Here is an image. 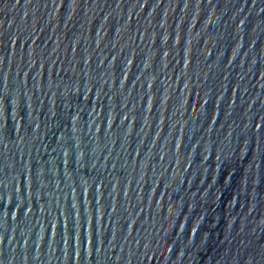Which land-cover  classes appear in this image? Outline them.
Wrapping results in <instances>:
<instances>
[{
	"label": "water",
	"instance_id": "95a60500",
	"mask_svg": "<svg viewBox=\"0 0 264 264\" xmlns=\"http://www.w3.org/2000/svg\"><path fill=\"white\" fill-rule=\"evenodd\" d=\"M0 264H264V0H0Z\"/></svg>",
	"mask_w": 264,
	"mask_h": 264
}]
</instances>
